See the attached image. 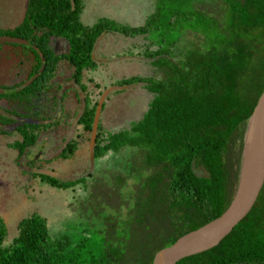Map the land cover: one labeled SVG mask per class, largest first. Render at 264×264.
<instances>
[{"label": "trees", "instance_id": "1", "mask_svg": "<svg viewBox=\"0 0 264 264\" xmlns=\"http://www.w3.org/2000/svg\"><path fill=\"white\" fill-rule=\"evenodd\" d=\"M82 8L83 0H27L21 21L0 32L27 40L0 41V132L16 136L20 157L40 135L58 133L56 145L64 142L58 153L28 161L38 170L33 176L85 191L90 173L63 180L40 171L38 163L76 149V140H65L67 114L79 113L75 138L86 142L88 153L95 108L106 88L94 91L86 78L98 63L99 36L142 35L148 43L138 54L153 72L123 75L112 85L119 92L139 83L148 94L145 108L117 130L104 128L99 115L93 146V159L132 148L126 166L137 182L128 200L119 194L125 175L113 178L111 199L91 184L95 208L113 210L103 217L97 253L84 240L51 236L45 218L32 212L20 219L7 246H1L6 227L0 217V264H152L156 251L217 217L237 192L250 117L264 88V0H155L154 11L138 26L106 18L85 25ZM185 33L192 38L178 51ZM60 39L63 51L56 47ZM70 93L81 104L73 110L66 107ZM106 99L108 94L100 114ZM175 264H264V184L227 235Z\"/></svg>", "mask_w": 264, "mask_h": 264}, {"label": "rangeland", "instance_id": "2", "mask_svg": "<svg viewBox=\"0 0 264 264\" xmlns=\"http://www.w3.org/2000/svg\"><path fill=\"white\" fill-rule=\"evenodd\" d=\"M26 1L0 0V32H6L21 21ZM212 3L213 1H210V4ZM154 9L155 0H83L80 21L91 26L100 19L106 18L130 26H138L145 22ZM191 38L192 35L183 34L176 44V49L184 50ZM143 43L148 41L142 38V35L126 37L108 31L103 32L97 39L94 59L98 63L93 70L86 73V78L92 80V82L87 81V84L94 91L104 87L106 88L102 93L109 90L106 93L108 99L105 100V108L100 114V122L104 128L117 130L125 127L130 119L137 117L145 108L148 94L138 87L139 83L125 85L126 87L123 88L128 90L119 92L114 90L118 87L112 85L123 75H148L153 72V67L138 54ZM56 47L61 51L65 50V41L57 40ZM70 83L72 82L67 84ZM95 84L97 87H93ZM80 105L70 93L66 107L73 110ZM78 117L79 113L75 116L67 114L65 117L71 121V128L65 140L77 141L74 152L38 164L42 167L40 171L63 180L90 173L85 191L77 186L66 189L56 188L33 176V171L38 170L29 167L28 161L32 157L42 160L58 153L64 144L63 142L61 146L56 145L59 139L58 133L40 135L29 148V154L20 157L22 151L16 148L18 142L16 136L0 132V217L6 227V236L1 246L11 243L17 233L20 219L37 212L45 218L51 236H67L71 242L84 240L92 252H98L102 237L98 231L104 227L103 217L113 213V210L108 206L101 211L95 208L94 201L89 199L91 184L96 191L111 199L113 196L110 184L113 178L117 174L125 175V183L120 187L119 194L122 199L128 200L138 177L127 170V158L132 151L129 146L117 152L108 151L105 156L90 161L86 142L75 138L80 133L81 127L77 124ZM10 127L11 125L4 126L6 129Z\"/></svg>", "mask_w": 264, "mask_h": 264}, {"label": "water", "instance_id": "3", "mask_svg": "<svg viewBox=\"0 0 264 264\" xmlns=\"http://www.w3.org/2000/svg\"><path fill=\"white\" fill-rule=\"evenodd\" d=\"M2 40L27 43L26 39L19 36L1 35L0 41ZM33 47L42 56V53L38 48L34 45ZM35 76L36 75L32 78ZM30 80L28 82H30ZM121 87L126 86L122 85ZM107 91L101 93L94 112L88 143L90 161H93V146L96 137L97 124L101 105ZM248 132V134H252L254 142L252 147V160L250 167L248 168V180L242 182V174L245 164L244 149L243 167L240 180L237 192L231 203L217 217L180 235L173 243L156 251L152 259V264H175L178 259L185 255L196 253L215 245L250 211L264 184V88L259 94L253 108ZM241 188H243V190L240 192Z\"/></svg>", "mask_w": 264, "mask_h": 264}, {"label": "bare ground", "instance_id": "4", "mask_svg": "<svg viewBox=\"0 0 264 264\" xmlns=\"http://www.w3.org/2000/svg\"><path fill=\"white\" fill-rule=\"evenodd\" d=\"M253 136L248 134L246 141H245V161H244V168H243V176H242V182H246L248 180V168L250 167V163L252 160V154H253ZM243 190V188L240 189V192Z\"/></svg>", "mask_w": 264, "mask_h": 264}]
</instances>
